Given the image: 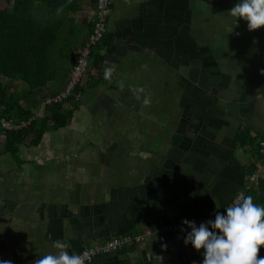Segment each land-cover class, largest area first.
Returning <instances> with one entry per match:
<instances>
[{"label":"crops","instance_id":"crops-1","mask_svg":"<svg viewBox=\"0 0 264 264\" xmlns=\"http://www.w3.org/2000/svg\"><path fill=\"white\" fill-rule=\"evenodd\" d=\"M78 2L69 22L79 31L74 61L95 10L92 0ZM236 2L111 0L106 42L93 50L83 99L65 104L73 111L67 125L14 153L0 130V259L34 264L57 251L56 239L78 253L113 235L141 233L140 245L96 264L137 257L178 264L183 254L200 264L203 249L185 244L186 234L151 231L225 208L253 167L264 177V25L250 30L246 19L231 16ZM94 54L102 56L98 65ZM71 67L68 60L65 76L33 97L39 102L61 89ZM2 77L11 91L27 90ZM86 111L108 128L91 131L102 149L93 146L82 160L86 136L77 115ZM242 129L251 138L244 144Z\"/></svg>","mask_w":264,"mask_h":264},{"label":"trees","instance_id":"trees-1","mask_svg":"<svg viewBox=\"0 0 264 264\" xmlns=\"http://www.w3.org/2000/svg\"><path fill=\"white\" fill-rule=\"evenodd\" d=\"M92 2L95 6L96 0ZM78 7V0H15L12 6L5 5L4 0L0 1V75L20 80L27 85L25 91H11L0 83V117L28 119L32 115V109L39 103L33 97L34 91L46 86L49 81L58 79L60 75L65 76L68 60L74 65V43L71 41L77 38L79 31L71 30L69 22L73 21L71 12H75ZM104 41L106 42L105 37L98 46L104 44ZM94 57V63L100 64L102 56L94 54ZM23 96L30 100L28 104L21 103ZM72 112L63 103L52 105L48 108L47 115L34 121L31 126L8 131L5 145L7 151L14 153L17 146L28 139L31 144H37L50 128L57 129L67 125ZM237 139L244 144L251 138L247 130L242 129ZM252 171L254 167L248 173L251 174ZM245 195H252L254 202L264 205V177L260 179L257 188L247 189ZM136 245L114 254L127 253ZM258 255L264 256V245ZM100 257H96L90 264H96ZM182 259L178 264H188L191 261L184 254ZM119 264L145 262L137 257L134 262L125 258Z\"/></svg>","mask_w":264,"mask_h":264},{"label":"clouds","instance_id":"clouds-1","mask_svg":"<svg viewBox=\"0 0 264 264\" xmlns=\"http://www.w3.org/2000/svg\"><path fill=\"white\" fill-rule=\"evenodd\" d=\"M228 13L246 19L250 30L257 29L264 25V0H237ZM183 224L190 227L185 244L203 249L200 264H264V256L258 255L264 245V205L254 202L252 195L238 198L205 222L185 218ZM52 247L57 251L39 256L34 264H84V257L70 253L65 241L56 239ZM0 264L13 261L0 259Z\"/></svg>","mask_w":264,"mask_h":264},{"label":"built area","instance_id":"built-area-1","mask_svg":"<svg viewBox=\"0 0 264 264\" xmlns=\"http://www.w3.org/2000/svg\"><path fill=\"white\" fill-rule=\"evenodd\" d=\"M94 9L91 31L84 44L77 48L75 63L68 72L66 83L63 84L60 90L42 97L38 106L32 111V115L28 119L16 120L0 117V130L2 136L6 137L8 131L27 128L31 126L34 121L44 118L48 113V108L52 105L62 103L64 105L67 103L73 104L83 99L84 91L82 84H84V79L90 71L92 52L106 35L107 20L111 13V0H96ZM258 163L259 167L264 166V141L260 143V157ZM260 178L261 175L257 170L249 174L243 189L234 196L227 206H230L238 198L245 196L247 189L257 188ZM225 208L210 209L205 215L188 219L195 220L197 224H199L200 222H205L210 218H214L216 211H224ZM185 230H190V227L184 225L183 221H169L161 224L154 231H151V233L186 234ZM146 235L147 234L141 233L113 235L103 242L82 248L78 254L84 257V264H90L96 257L111 255L131 245L141 244L145 240Z\"/></svg>","mask_w":264,"mask_h":264},{"label":"rangeland","instance_id":"rangeland-1","mask_svg":"<svg viewBox=\"0 0 264 264\" xmlns=\"http://www.w3.org/2000/svg\"><path fill=\"white\" fill-rule=\"evenodd\" d=\"M0 81L2 83L6 82L5 78L2 76H0ZM77 120L78 121L80 120L79 123L81 125L83 124L81 133L86 136L83 141L81 140V151H83L81 154V159L82 160L88 159L89 153H90L89 151L91 150V148L93 146H94V148L97 147L98 149H102V145H100V144L96 145L97 140H96V138H94L95 136L91 134V131H95L96 132L95 134H97V133H99V131H98L99 129H102L103 127H106V126H107L106 128H108V125L105 123V121L103 122V121L99 120L94 114H91L89 111H86L85 114H78ZM130 127H132V126H130ZM62 129L63 130L60 129V131L71 130L72 128H70L68 126V127L62 128ZM104 144H106V143H104ZM41 147H43V146L42 145L39 146V148H41ZM16 154H17V152H16ZM50 191L52 192V190H50Z\"/></svg>","mask_w":264,"mask_h":264}]
</instances>
